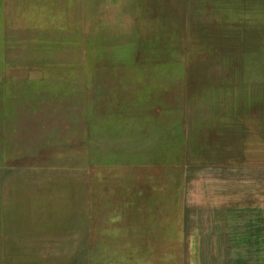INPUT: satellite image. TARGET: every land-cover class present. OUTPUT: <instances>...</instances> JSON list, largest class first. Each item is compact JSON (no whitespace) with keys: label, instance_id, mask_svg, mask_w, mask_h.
Wrapping results in <instances>:
<instances>
[{"label":"rangeland","instance_id":"374dc122","mask_svg":"<svg viewBox=\"0 0 264 264\" xmlns=\"http://www.w3.org/2000/svg\"><path fill=\"white\" fill-rule=\"evenodd\" d=\"M0 264H264V0H0Z\"/></svg>","mask_w":264,"mask_h":264}]
</instances>
